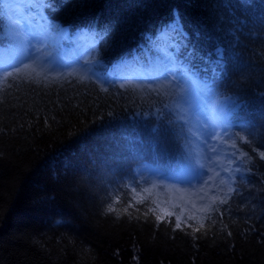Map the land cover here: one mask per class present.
I'll return each mask as SVG.
<instances>
[{"label": "trees", "instance_id": "obj_1", "mask_svg": "<svg viewBox=\"0 0 264 264\" xmlns=\"http://www.w3.org/2000/svg\"><path fill=\"white\" fill-rule=\"evenodd\" d=\"M6 2L0 52L9 54L16 44ZM43 7L46 31L66 27L76 45L87 44L81 66L40 72L39 83L25 73L0 77V264H264V146L248 131L264 132V0H44ZM176 12L190 44L165 29ZM166 63L192 75L216 118L229 113L217 132L226 176L214 197L228 199L213 204L218 211L165 214L154 190L153 170L189 174L205 163L182 84L161 76ZM129 203L131 217L123 213ZM109 204L123 214L108 213ZM176 215L203 227L195 236L187 225L175 229Z\"/></svg>", "mask_w": 264, "mask_h": 264}, {"label": "rangeland", "instance_id": "obj_2", "mask_svg": "<svg viewBox=\"0 0 264 264\" xmlns=\"http://www.w3.org/2000/svg\"><path fill=\"white\" fill-rule=\"evenodd\" d=\"M33 1L7 0L5 3L8 35L16 47L9 54L0 52V77L6 74L5 69L10 71L12 66L20 62L23 65H30L41 73L76 68L82 64L83 54L80 49L86 41L81 46L76 45L74 39L70 38V33L66 38L63 37L62 28L56 31H46L41 22L43 0H37L36 3ZM28 13L31 14L28 15ZM173 21L169 25L171 30ZM51 48L57 51L51 52ZM166 71L170 72L171 76L166 75L165 72L163 77L183 86L186 105L191 114L195 116L199 127V140L204 146L205 163L197 166L196 169L200 172V176L195 178L193 172L164 176L153 170L154 190L157 191L159 204L165 214L180 207L185 211L203 215L205 212L203 209L217 194L219 182L226 176L223 167L217 161V154L223 147V143L217 137V132L229 122V119L227 113L224 112L221 118H216L218 109L202 96L199 85L195 83L191 74L188 75L171 64L167 65ZM172 76L175 79H172ZM205 181L208 183L205 184ZM229 183L232 184L230 180Z\"/></svg>", "mask_w": 264, "mask_h": 264}, {"label": "snow or ice", "instance_id": "obj_3", "mask_svg": "<svg viewBox=\"0 0 264 264\" xmlns=\"http://www.w3.org/2000/svg\"><path fill=\"white\" fill-rule=\"evenodd\" d=\"M49 7H52L54 9L55 5L50 4ZM174 17L175 18H174V21H173L172 30L175 31L176 33H178L183 40L188 41L189 44H190L191 37L189 36V34L187 32H185L183 30V24L181 23V21L179 19V13L178 12L174 13ZM195 34H196L195 31H193V35H195ZM185 48H186V52H187V45L185 46ZM193 52H194V49H193ZM12 67H13L12 71H8L7 69L4 70V72L6 73L3 76V79H4L5 82H7L9 77H11L13 80H20L21 79V73H25V79L27 81H35L36 83L40 82L39 77H40L41 73L40 72H36V70L34 68L32 69V72L36 73L35 76L32 75V72H25L26 69L31 67L30 65H25L23 69L20 68V67H15V66H12ZM166 75L171 76V73L166 71ZM45 79H47V77H45ZM81 79H86V77H81ZM172 79H175V77L172 76ZM181 79L182 80L184 79L183 75L181 76ZM9 86H11V85H9ZM120 87L124 88V87H126V85L121 84ZM104 91H107V89H104ZM248 131H249V134L252 135L253 137H256L257 135H259L260 141H261V145L264 146V132H258V130L256 129L255 125L250 126ZM240 139L243 140L244 143H246V144H251L252 143V141L249 140L247 137H241ZM232 147H234V148L238 147V145L236 144L235 141H233ZM244 157H247L249 160L251 159V157L248 156L247 152H241V158L243 159ZM259 157L261 159H264V152H259ZM192 171H193V177L194 178L197 177V176H200V172L197 169L193 168ZM217 175H219V174H217ZM207 183L208 182L205 181V184H207ZM220 183L224 184V181L221 180ZM154 187H155V185H154ZM202 190L203 189H201V191ZM143 191L144 192H148V189H143ZM221 191H223V189H221ZM233 191H234V189L231 188V187H229L227 189L228 193H231ZM131 192L132 193H136V189L135 188H131ZM136 195L138 196L139 194L137 193ZM225 196H227V193H225ZM119 200H120V197L117 194L116 197H115V203H119ZM217 201H218L219 204H226L228 202V199H226L224 197H213L212 198V204L207 205L203 210L206 213L218 211L217 208L213 207V204H215ZM137 202L143 203L144 201H143V199H140ZM131 207H135V204L134 203H129L128 206L124 207V209H123V213H127L129 215V217L132 216V213L128 211V209L131 208ZM137 211H139V209H137ZM150 211L152 213H156V209L155 208L150 209ZM107 212L108 213L115 212L117 214V216H120V215L123 214L114 206V204H109L108 205ZM144 215L147 216L148 212H145ZM167 215L172 216V215H175V213H168ZM156 218H157V220H161V221L164 220V216H161V215H158V214H157ZM204 218L205 219H211V217L208 216V215H205ZM182 219H183L182 215H176L175 224H174V228L175 229H182V227L184 225H187V227H189V228H193V225L188 224L186 219L183 220V224H182V222H181ZM189 219H195V217L190 216ZM213 223H215V221H213ZM202 227H203V223L201 222L199 227H194L193 228V232L191 234L193 236H195V233L199 232ZM223 228L226 229L227 225H223ZM228 235H231V232H228Z\"/></svg>", "mask_w": 264, "mask_h": 264}, {"label": "bare ground", "instance_id": "obj_4", "mask_svg": "<svg viewBox=\"0 0 264 264\" xmlns=\"http://www.w3.org/2000/svg\"><path fill=\"white\" fill-rule=\"evenodd\" d=\"M31 13H28V15H30ZM61 30H63V37L65 36V38H66V36H68V33H69V29L68 28H62ZM79 35V34H78ZM70 41H72V40H70ZM127 59H125L124 61H126ZM114 75L116 74V70H113V72H112ZM232 182V181H231ZM227 184V183H226ZM229 186V185H228ZM231 187V186H230ZM233 188H235V187H233Z\"/></svg>", "mask_w": 264, "mask_h": 264}]
</instances>
